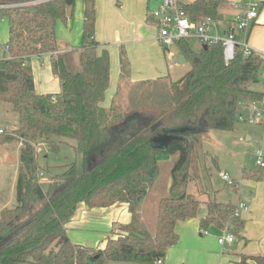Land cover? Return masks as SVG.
I'll use <instances>...</instances> for the list:
<instances>
[{
    "label": "trees",
    "instance_id": "trees-1",
    "mask_svg": "<svg viewBox=\"0 0 264 264\" xmlns=\"http://www.w3.org/2000/svg\"><path fill=\"white\" fill-rule=\"evenodd\" d=\"M75 3L0 0V17L8 26L9 54L7 59H0V103L10 105L17 116L15 129H0V143H22L14 204L0 212V264H154L164 260L168 249L177 244L176 223L197 218L202 205L205 214L199 220L200 230L227 228L233 236L241 237L243 222L236 214L237 205L201 201L184 192L158 200L152 234L129 224L116 227L122 234L111 237L115 228L110 230L102 249L70 241L65 225L80 203L88 208L126 203L135 219L156 176L158 154L176 157L169 173L170 192L193 182L201 132L231 130L240 106L264 97L255 90L262 65L257 56L244 57L238 51L225 63L219 43L194 51L190 41H176L174 46L191 69L168 87L171 105L166 126L194 132H178L180 140L154 149L150 141L157 136L159 126H152L160 117L147 120L139 110L116 112L118 93L108 111L101 107L110 82V57L106 49L98 53L100 45L94 38L95 0H82L78 49L55 53L59 51L56 24L74 18ZM223 4V0H193L179 6L189 21L197 24L205 19L216 21ZM48 53L51 73L60 85L53 96L36 93L29 64L30 57ZM121 73V79L127 76L123 59ZM158 81L138 84L153 86ZM145 96L154 97V92L147 91ZM62 139L75 142L83 170L79 172L76 163L68 164L44 191L34 145L44 142L48 151L56 152ZM232 225L236 229L229 227ZM247 260L264 264V256L259 255H242L239 264Z\"/></svg>",
    "mask_w": 264,
    "mask_h": 264
},
{
    "label": "rangeland",
    "instance_id": "rangeland-1",
    "mask_svg": "<svg viewBox=\"0 0 264 264\" xmlns=\"http://www.w3.org/2000/svg\"><path fill=\"white\" fill-rule=\"evenodd\" d=\"M182 1L185 2V0ZM155 2L158 3V6L155 8L156 10L162 6L163 0H155ZM153 10L151 9V11ZM7 38V23L1 22L0 59H7L9 57L5 46ZM189 46L194 51L200 50L196 40L190 42ZM169 49L175 50V46H170ZM56 52L59 53L61 51ZM34 61L36 65H39L38 58H35ZM46 61L45 68L49 70L50 63L48 62V58ZM190 69L191 67L186 61L184 66L172 70L167 79L159 80L153 86L131 84L124 77L121 79V87L115 101L118 107V109L115 107L116 112L120 110L122 114H130L139 110L142 112L141 115L148 117L147 120L160 117V119L156 120L157 123L152 126H159L157 128V136H169L174 132H176V135H179L178 130L166 126L169 123L168 117L170 110L168 109L171 105L168 87L170 84H176L179 80L178 78H182ZM255 87L256 90L264 93V62H262L260 67V79ZM147 91L150 93L154 92V97H146L148 96H145ZM57 93H46L44 95L53 96ZM257 109L261 111V117L257 121L249 122L248 120H240L241 109H239L231 130L216 131L206 129L201 132L202 134L198 139V146L196 148L198 160L193 169L194 180L193 182H188L186 186H180L176 192L169 191V173L176 157L157 155V173L152 186L146 193L145 198L147 202L145 203L151 205L154 200L157 203L162 196H179L185 192L187 196H194L201 201L209 199L211 201L230 203L233 205L241 202L248 208L247 211L240 209L239 220L243 222V226L239 229V235L241 237L234 236L235 241L232 246L229 244L220 246L217 243V238H222L224 233L214 228H207L200 231L197 229L188 230L191 232V235L187 239L183 238L181 233V237L178 239V241H181H179V245L180 243H186L188 248H194L193 253L186 250L182 252V256L187 259V264H205L203 258L205 253L200 252L202 249H205L206 252L216 257V259L228 258L229 262L226 264H232L235 260L234 252H237L238 244L245 241L242 237L248 238L249 240L248 242L245 241L247 242V251L261 254L259 256L264 255V168L257 169L252 156V153L257 150L264 153V97L258 102ZM16 127V114L11 110L10 105L0 103V128L6 132H10ZM246 136L251 138V141H246ZM61 141L59 150L56 152L48 151L44 142H39L34 145L37 152L35 156L36 165L39 168L38 174L41 171L43 172V175L39 176V179L44 191L48 188V182L53 177L62 174L68 164L76 163L78 171L81 172L83 170L81 155L74 148L75 142L70 139H62ZM0 144L4 145L5 143ZM17 144L18 142L13 140L6 143L8 148L0 146V205L3 203L8 206L14 204L15 178L17 167L20 165ZM223 174L229 176V179L233 181V185L227 184V181L222 178ZM258 175L260 176L257 177ZM205 192L207 196H204ZM203 210H205L204 205L201 206L198 217L200 214H203ZM94 224L84 226L81 231L70 233L72 241L75 242L79 237L88 239L89 241L91 239L92 242H95L99 239V233L102 231L107 234L106 236H109V230L99 229L100 227L103 228L102 223H100V226ZM151 227V231L147 233L152 234L155 230V220ZM229 227L236 229L233 225ZM203 231H206L208 234L204 235ZM222 231L229 232L232 235L231 231L227 228H223ZM115 234H122V232L118 228H115L111 232V237ZM177 235L179 238V233ZM179 245L174 246L179 247ZM84 246L90 245L85 243ZM92 248L96 247L94 246ZM168 255L169 252L167 251L166 256ZM185 262L183 261L181 264H185ZM107 264L136 263L108 262Z\"/></svg>",
    "mask_w": 264,
    "mask_h": 264
},
{
    "label": "crops",
    "instance_id": "crops-1",
    "mask_svg": "<svg viewBox=\"0 0 264 264\" xmlns=\"http://www.w3.org/2000/svg\"><path fill=\"white\" fill-rule=\"evenodd\" d=\"M191 1L193 0H185V2ZM255 1L260 4L258 17L250 28L246 40L252 48L264 53V0ZM223 2L224 4L219 9L218 19L216 20V24L221 33L226 31L232 23L236 21L237 16L243 11L241 8L243 0H223ZM157 6L158 3H156L155 0H95L96 20L94 26V38L100 45L98 53H100L101 50L106 49L110 57V82L105 93L104 101L101 103V107L104 110H109L112 101L115 99L119 92V88L121 87V59H123V62L126 64V80L131 84L155 82L167 79L172 70L185 65V59L182 64L173 61L181 55L176 47L175 50L169 49V52L165 53L157 42V32L151 17V9L155 10ZM82 20L83 3L82 0H76L74 18H68L65 23L58 22L55 27L56 38L59 42L58 45L61 52L78 49L82 36ZM1 22L7 23L5 18L0 17V23ZM235 35L238 41L244 39V35L239 31H235ZM198 44L199 47L202 48V45H200L199 42ZM50 54L51 53L32 56L29 59L34 88L36 93L40 95L56 93L60 90L59 81L57 77L51 73V68L49 67V70L45 68L47 58L48 62H51ZM35 58L39 59V65L35 64ZM178 79H180V77ZM256 91L261 92L260 90ZM245 138L246 141H251V138L247 136ZM17 142L19 157L22 143L20 141ZM0 146L8 148L6 143L4 145L0 144ZM254 153H252L253 158ZM145 202H147L146 198L141 201L139 208H137V216L135 219L128 210V205L126 203H116L108 208H88L85 204L80 203L65 225L66 234L72 243L83 246L86 243L87 245H90L86 247L92 248L95 246L96 248L94 249H102L107 237V234H105L104 231L99 233V239L95 242H92L91 239L89 241L88 239L79 237L74 242L71 239L70 233L81 231L84 226H89L94 224V222H96L94 225L98 226L102 223L101 225L103 228L100 227L99 229H107V231L120 225L124 226L133 224L139 229L150 232V229H152L151 225L156 217L158 202L156 203V200H154L151 205ZM3 204L0 205V212L4 208L13 205L11 204V206H8L7 204ZM204 214L205 210H203V214H200L197 218L177 222L175 225V231L179 233V239L181 233L183 238L187 239L188 236L191 235V232L188 230L197 229L200 231L199 220ZM216 230L225 234L222 230ZM244 239L247 242L249 241L248 238L244 237ZM179 241L176 246L179 245ZM234 241L225 244L232 246ZM245 241L238 244V250H236L237 252H234L235 262L233 261L232 264H239L242 255H261L256 252L247 251V242ZM176 246L171 247L168 250L169 255L166 256L163 264H181L183 261L185 262L187 260L182 256V252L186 250L193 253L194 251V248H188L186 243H180L179 247ZM175 247L176 249H174ZM200 252L205 253L203 257L205 264H226L229 262L228 258L216 259V257L206 252L205 249L200 250ZM185 264H187V261ZM246 264L256 263L247 260Z\"/></svg>",
    "mask_w": 264,
    "mask_h": 264
},
{
    "label": "built area",
    "instance_id": "built-area-1",
    "mask_svg": "<svg viewBox=\"0 0 264 264\" xmlns=\"http://www.w3.org/2000/svg\"><path fill=\"white\" fill-rule=\"evenodd\" d=\"M182 0H163L162 6L151 12L153 24L157 32V42L169 52V47L174 46L179 40H196L202 46L212 43H219L223 51V59L228 63L235 54L240 51L244 57L257 56L264 62V53L252 48L246 40V36L255 20L258 17L260 4L255 0H243L241 8L243 11L236 18V21L224 32H220L216 21L205 19L197 24H193L182 13L179 3ZM235 31H239L244 35V39L238 41ZM57 53V52H55ZM173 61H176L175 59ZM258 102H250L247 105H241L240 120H248L254 122L260 119L261 111L257 109ZM248 108V114L244 113V109ZM261 121V120H260ZM0 133L2 131L0 130ZM242 140V139H240ZM254 163L257 168H264V153L260 150L254 153ZM43 172L39 173L42 176ZM222 178L227 181L228 185H233V181L229 179L227 174H223ZM240 209L248 210L243 203L237 204L236 214L240 215ZM203 234H207L203 231ZM234 236L229 232H225L222 238L217 239V243L222 246L225 243H232ZM156 264H163V260H158Z\"/></svg>",
    "mask_w": 264,
    "mask_h": 264
},
{
    "label": "water",
    "instance_id": "water-1",
    "mask_svg": "<svg viewBox=\"0 0 264 264\" xmlns=\"http://www.w3.org/2000/svg\"><path fill=\"white\" fill-rule=\"evenodd\" d=\"M203 48H206V46H203ZM176 62L178 64H182L184 63V58L179 55L176 59ZM244 113L247 115L248 114V108L244 109ZM194 130L193 129H187V128H183L179 130V133L185 134V133H193ZM181 137L179 135H176V132H174L172 135L170 134L169 136H157L154 137L151 141H150V145L154 148V149H162L166 146V144H168L170 141L172 140H180ZM149 172L151 173L152 170H149Z\"/></svg>",
    "mask_w": 264,
    "mask_h": 264
}]
</instances>
